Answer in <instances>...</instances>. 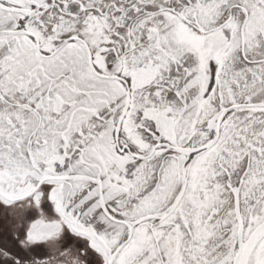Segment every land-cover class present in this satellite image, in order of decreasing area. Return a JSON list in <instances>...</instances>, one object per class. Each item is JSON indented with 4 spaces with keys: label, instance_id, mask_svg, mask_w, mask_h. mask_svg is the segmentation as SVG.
<instances>
[{
    "label": "snow or ice",
    "instance_id": "1",
    "mask_svg": "<svg viewBox=\"0 0 264 264\" xmlns=\"http://www.w3.org/2000/svg\"><path fill=\"white\" fill-rule=\"evenodd\" d=\"M0 264H264V0H0Z\"/></svg>",
    "mask_w": 264,
    "mask_h": 264
}]
</instances>
